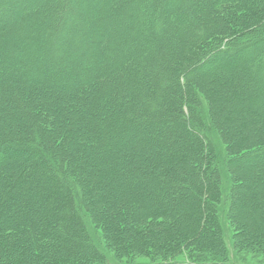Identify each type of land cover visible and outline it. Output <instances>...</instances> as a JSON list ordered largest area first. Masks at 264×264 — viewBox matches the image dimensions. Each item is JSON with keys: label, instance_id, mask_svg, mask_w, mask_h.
I'll return each instance as SVG.
<instances>
[{"label": "rangeland", "instance_id": "374dc122", "mask_svg": "<svg viewBox=\"0 0 264 264\" xmlns=\"http://www.w3.org/2000/svg\"><path fill=\"white\" fill-rule=\"evenodd\" d=\"M61 1L49 0L48 8H46L47 16H43V13L29 15L25 19L20 18L10 27H0V140H8L16 146L31 149V152L26 154L28 156L21 162H9L5 165L4 173L0 175V186L2 190L7 189L9 185L13 187V182L8 184L10 175L15 178L18 173L24 174L26 171L28 174L29 166L40 163L39 156L36 157L37 152L46 155L57 168L54 173L51 172L53 178L51 181L62 176L61 186L69 188L66 195L72 200V204H70V210L67 211L65 209L67 197L62 196L57 200L56 196L58 195L54 194L52 182L48 186L46 185L50 189L42 188L40 183L44 185L42 180L49 174L47 175L43 168L37 167L39 169L35 171L30 182L33 194L30 193V186L25 183V185L18 184L16 191L12 192L32 205L29 216L26 219L20 218L18 222L14 219L11 222L9 220L0 222V248L4 247L0 250V264H17L18 260L22 259L29 264H47L55 255L57 257L64 255L63 247L83 246L88 242L95 245L99 251L104 252L106 248L103 243H106L109 238L111 239L109 241L115 240L116 243L118 241L123 243V249L127 255L130 254L132 248H137V252L128 255L135 254L132 258L135 264H164L172 261L177 264L186 262L264 264V159L258 161V156L264 152V140L261 139L262 131H264L263 91H260L261 93L253 92L255 95L261 94V99L257 101L256 106H249L247 100H242L240 96L235 98L234 88L227 89L216 86L212 75L200 78L205 73L206 65L201 68L198 67L199 63L194 65L196 67L194 74L199 75L198 81L194 83L196 92L200 93H197V96L200 97L201 102L207 100L208 104H192V107L195 109L198 107L199 111L203 112L199 119L201 123L192 120V125L193 128L197 127L201 132L207 134L213 140H209L210 144H215L218 150L225 146L229 159L223 158L221 154L218 164L214 155L204 163V158H202L204 156L200 157L196 153L193 158V167L190 166L191 162L187 165L182 161H175L178 154H186L184 146L189 145L190 142L180 144L178 137L172 132V127L181 123L180 106L175 104L169 106L166 103L170 97L176 96L175 84L169 80V73L166 69L172 62L174 63L176 58H180L188 51L186 47L188 44H193L196 41L191 38L193 33L196 36L199 34L198 31L207 30L210 34L218 35L208 41L205 46L200 45L201 51L204 50V57H209L211 53V51H205L207 47L209 50L214 49L236 40L239 35L241 36L239 40L234 41L237 47L242 46L241 43L246 44L245 41L253 37L256 43L259 42L254 46L255 49L260 47L264 49V17L259 16L264 9V4H259L261 0H247L243 5L236 7L237 16L243 10L246 11L243 12L245 20L252 25L248 29L254 31L244 37L241 33L247 34L248 29L246 30L245 27L248 26L236 27L232 21L230 24L223 18L226 14L233 17L234 14H230V9L235 6L234 4H237L233 2L234 0H179V2L178 0L175 2L162 0L159 11L162 12L165 8L170 9L169 7L173 8L171 3H174L176 7L171 11L172 17L178 16L185 23L175 24L170 21L171 18L168 20L158 16L157 30L159 28L160 31H158L163 32L164 36L166 35L163 41L165 44L155 43L152 51L159 52L157 59L151 60L152 62L144 59L134 65L133 69L135 68L136 72L146 73L145 83L142 82L139 87L138 80L130 84L126 83L125 77L128 75L127 72L130 74V71H118L119 67H114L115 64L113 69L110 68L107 60L108 55L109 60L116 61L113 63L119 64L121 60L119 61L117 55H115L117 60L115 57L111 58L112 52L109 50L99 51V59L102 61L99 66L103 69L102 67L106 63L107 81L103 78V72L97 67L86 78L87 80L91 79V84L86 87L80 86L79 80H82L80 75H82V70H85L82 65L85 63L83 59L80 62L82 66L79 65L72 71L70 69L72 74H69L68 77L64 76L62 72L67 71L66 68H68L67 57L71 54H78L87 47L75 43V37L79 32L77 30L78 19L72 23V33L63 36V26L70 23V18L65 10L62 13V9L57 17L59 10L55 11V9H58ZM71 2L73 9L78 13L75 14L76 18L82 16L86 6L85 0H71ZM152 9L150 7L149 12ZM249 11L251 14L248 13ZM248 14H250V18L247 17ZM56 18L57 22H55ZM245 20L242 23H246ZM44 25L49 28V31L45 29L48 37H41ZM75 25H77L76 29ZM134 26L133 22L132 27ZM102 35L101 32H98L95 38L96 46L106 42ZM130 36L131 34H128L127 38ZM111 40L117 42V39ZM13 42L14 46H11L10 43ZM114 42L110 44L112 48L115 46ZM137 43L140 47L142 46L141 40ZM244 55L243 53L239 55V59L244 60V67H241V70L244 68V70L253 73L258 71L259 67L261 69L260 56L256 55L255 51H250V54L245 57ZM220 60L217 62V59L211 68L218 70L219 66L216 64L220 63ZM201 72H203L202 75ZM132 76L131 73L130 77ZM132 78L134 80V77ZM114 88L117 89L116 94L124 99L123 106L132 104L128 100L133 91L140 94L132 101L134 106L141 104L144 111L141 115H134L133 122L129 123L133 127L130 129L134 131L133 136L126 132L128 130L122 129L119 133L112 132L111 135L106 136L102 143L96 140L97 135L87 129V125H92L99 132H105V129L100 130L99 128H102L103 124L117 120L115 115L113 120L108 117L103 122L101 120L103 116L99 113V109L101 112L106 110L103 104L111 102L113 96L110 95ZM173 92L174 94H172ZM251 92H248V96ZM107 96L109 98H105ZM243 96H247V93ZM102 97L103 100H101ZM213 98H215V102L212 101ZM121 106L113 102L110 109L120 116L122 114ZM157 108L158 111H156ZM163 110H170V112L164 114ZM250 111L253 115L250 114ZM105 112L108 114L107 111ZM161 121L165 122L161 125ZM137 123L140 128L135 127ZM205 125H208L207 129L203 128ZM140 131L144 133L143 142L140 141L136 145V141L141 139ZM123 132H126L124 135L133 140L132 153L128 150L126 153L122 150L115 151L111 147L113 144L123 141ZM260 139L263 142H258ZM243 140L248 144L238 146L236 149L232 148L235 142L240 144V141ZM101 147L106 149L105 156L115 152L111 158L113 167L119 170V173L122 172L120 177L122 184H120L123 189H120L116 195L110 188V182H99L103 175L101 171L109 169L105 162L111 161L110 158H108L109 161H103L100 158ZM139 147L141 148L139 149ZM2 151L4 150L0 146V153ZM127 154L130 155L129 159L126 157ZM164 155L169 156L168 162L161 160L164 159ZM78 156H81V160L75 162L73 157ZM215 161L217 165L213 164ZM197 164L211 165L210 167L213 169L212 178H208L206 173L207 180L210 181L208 180L206 186H203V191H209V188L216 187L218 197L212 199V204L216 208L219 207L218 209L220 207L223 209L221 214L225 217V223L222 225L223 227L218 225L217 228L200 226L198 228L200 235L187 241L183 240L184 237H177V241H171H175L174 244L171 243V246L173 249L180 248L181 252L166 256L165 249H163L166 238H162L161 233L158 232L160 229L156 227L162 223L158 218H154L153 210H150L148 206L146 208L144 206L143 209L142 204L146 205L151 201V206L157 203L160 206L161 204L169 205V212L175 209L171 214L168 212L171 215L169 219L179 220L182 224L186 222L190 226L195 213L189 208L193 195L198 192V185H200V181L193 172V168ZM199 173H201L200 169ZM152 174L153 176H151ZM226 179L230 181L229 187L223 185L227 183ZM223 186H225L224 191L222 190ZM26 187L29 189L28 194L25 192ZM124 189L128 191L126 192L128 195L121 193ZM40 191H42L41 198L36 200ZM129 192H132V195ZM137 192L141 194L144 203L141 202L139 195L134 196ZM149 197L151 199H148ZM41 202H43V207L40 209ZM0 210L2 209L0 208ZM123 212H126L125 219H121L118 214L122 213L123 215ZM46 213L50 217L49 219L46 217L45 221L57 234V239L42 241L41 243L48 245L42 246L36 239L37 230L31 225H33V221L36 222V219L44 217L43 215ZM88 213L97 217L99 222L101 221L95 225L96 233L93 234L91 241L87 240L89 236H86L79 228L69 226L71 221L75 222L76 217L87 216ZM207 213H209L208 209ZM115 219L117 227L116 224L109 225ZM30 220H32V224H30ZM37 223L41 225V220ZM22 224H30L29 228L25 226L27 228L25 234L18 232V230L24 229ZM122 224L125 229L121 232ZM147 225H151L149 229L153 230H149ZM137 226L141 229H148V232L153 236L161 235V239L158 237L157 240L151 241L149 238H143L138 242L133 241L130 230L132 231ZM27 240H30L29 243ZM29 246H33L32 251H27ZM89 251V248H85L84 251L79 250V252L74 249V254L77 256L75 260H71L80 264L101 263L97 254ZM108 251L115 253L110 248ZM193 256L198 257L192 258ZM216 257H219L218 260H215ZM117 262L127 263L128 260L125 256V258L117 259Z\"/></svg>", "mask_w": 264, "mask_h": 264}, {"label": "trees", "instance_id": "16d2710c", "mask_svg": "<svg viewBox=\"0 0 264 264\" xmlns=\"http://www.w3.org/2000/svg\"><path fill=\"white\" fill-rule=\"evenodd\" d=\"M175 1L176 0H172V2H175ZM245 1L247 2V0H234L233 2L237 4H234L235 8L233 6L231 7L230 9L231 12L229 11L230 14L231 13L234 14L233 17L232 15H230L229 17L226 14L223 16V18L226 19V21H229L230 24L233 22L232 24L234 26L236 25V27L241 26V28H243L242 26H248V27H245V29L247 30L248 28H251L252 25H250L245 20L244 13H243L245 10H243V12H241L239 16H237V11H235L236 7L243 5ZM85 2H86V6H85L84 14H82V16L78 18H76V15L78 13L76 10L73 9L71 0H62L59 3L60 5L58 9H55V11L59 10L57 13L58 15L56 14L57 17H59L61 13L60 9H62V13L65 10V12L69 15V18H70L69 19L70 23L68 25L63 26V36L69 35L72 33V30H73L72 23L74 22L75 19H78L79 21L78 28H77V25L74 26L75 29L77 28V30H79V32H77V36L75 37V43L76 45L81 46L83 44L87 47V49H84V51H80L78 54H71V56L67 57L68 68H66L67 71L65 70L62 73L64 74L65 77L70 76L69 74H72L70 72V69L71 71L73 69L75 70L77 66L81 65L80 62H81V59H83L85 63L82 65L85 68V70H82V75H80L82 76L81 77L82 80H79L80 86L86 87L91 84L90 82L91 79L87 80L86 78L97 67L100 71L103 72V78H105L106 80V78H108V76L106 75L107 66H106V63H104L105 66L102 67L103 69H101V67L99 66L100 62L102 63V61L99 59L100 58L99 51L102 50L104 52L106 50H109L112 52L111 58L117 55V57L119 58V61L121 60L119 64L113 63L116 61H114V59L109 60V55H108L107 60L109 61L110 68L113 69L112 67L115 64L114 67L116 68L119 67L118 71H121V72L127 71V70L130 71V74L129 72H127L128 75L125 77L126 83L128 82L130 84V83H133V81L138 80V84L137 82L136 84L139 87L141 83L146 80V73L136 72L135 68L133 69V67L136 63H139V61L141 60L146 59L152 62L151 60L157 59V57L159 56V52L157 53V52L152 51L154 49V45L156 42L165 44L163 41H164V37H166V35L164 36L163 32H159L160 31L159 28H158L159 31L157 30V27H158L157 18L160 15L161 18L163 19L169 20L171 18L170 21L174 22L175 24L182 23L183 20L182 19L180 20L178 16L172 17L171 11L176 6L174 5V3H171L173 8L172 7H169L170 9L165 8L161 12L159 11L160 10L159 8H160V4L162 0H85ZM48 3H49V0H0V27L2 26L10 27L13 24H15L17 20H19L20 18L25 19L29 17V15H34V14L37 15L38 13H43L42 14L43 16H47L46 8H48ZM262 3L264 4V0H261V3L259 4H262ZM178 4L179 3H177V5ZM150 7L153 9L150 10L149 12ZM251 11H249L248 13L251 14ZM250 14H248L247 17L250 18ZM260 15L264 17V9L262 10V13L260 12L259 16ZM244 20L246 23H242ZM57 21L58 19L56 18L55 22ZM133 22L135 24L134 27H132ZM45 29L46 30L48 29L49 31L48 26L46 27L44 25V27L42 28L43 34L41 35V37L49 36L48 33L45 32L46 31ZM250 30L249 29L247 30V34L245 32H242L241 34L243 35V37L248 36L250 35V33L254 32L253 30L252 31ZM98 32H101V34L104 35L105 40H106V42H102L100 46H96V43H95V38ZM198 32H199L198 35L195 36L193 33L191 37L193 40H196V41H194L193 44H188V46H186L188 48V51L185 54H183V56H181L180 58H176L174 63L172 62L170 65H168L166 69L167 73H169V77H170L169 80L173 81L175 84L174 91L176 93V96L173 95L172 98L170 97L166 103H168L169 106H172L174 104L176 106H180V113H181V123L180 125H176L172 127V130H173L172 132L175 134L176 137H178V140L181 142L180 144H182L183 142H188V143L190 142L189 144L190 146L189 145L184 146V148L186 147L185 149L186 154L185 155L178 154V156L176 155L177 157L175 161H178V162L182 161L183 163L187 165L191 162V165H190L191 167H193V163H194L193 158L195 156V153L197 155H200V157L204 156L202 157L204 158V163L206 160L207 161L210 160L213 157V155L217 159V164L219 162V157L221 154L223 158H226V157L228 158L227 151L224 148L225 146L221 147V149L219 148L218 150L215 144L213 143L210 144L209 140L211 141L212 139H210V137L207 134H205L204 132H201L199 129H197V127L193 128L192 120H195V122L198 121L199 123H201L199 119H200V114L203 112L199 111L198 107L196 109L192 107V104H198V103H202V105L208 104L207 100L206 101L202 100L201 102V99H199L200 97L197 96V93L198 94L200 93L196 92L195 90L194 83L195 81H198V78H199V75L194 74L195 69H196L195 64L199 63L200 64L198 66L199 68L206 65L204 69L205 73L203 74V72H201V75L203 74V76L200 78H203L209 74L212 75V79L215 82L214 84H216V86H219L220 88H227V89L231 87L234 88L235 98L240 96L242 100H247L249 102V106L251 105L256 106L257 101L261 99V94L258 95L257 93L255 95L253 94V92L263 91L264 93V49H261V47L255 49L254 47L259 42L256 43V41H254V38L252 37V39L245 41L246 44L241 43L242 46L237 47L236 42L234 41L239 40V38L241 37L239 35L238 38H236V40L225 43L214 49L209 50V48L207 47L205 51L206 50L211 51V53L209 57H204L203 55L204 50L201 51L200 45L205 46L208 43V41L213 40L218 35L215 36L213 34H210L207 32V30L198 31ZM128 34H131L129 38H127ZM111 39H117V42H114L115 40L113 41ZM139 40H141L142 42L141 47L137 43ZM113 42L115 46H113L112 48L110 44ZM10 44L11 46L12 45L14 46V42ZM250 51H255L256 55L260 56L259 59L261 61V69L259 67V70L256 72L254 71L253 73L248 72V70H244V68H242V70L240 69L241 67H244V63H243L244 60L243 59L240 60L239 55H242V53L244 55L245 53L244 55L245 57L250 54ZM220 58H222V60H220ZM217 59H218L217 62H219L220 60V63L216 64L217 66H219L218 67L219 71L216 70L215 68H211V66L213 65V63H215ZM131 73L133 74L132 77H134V80H132L133 78L130 77ZM223 73H224V76H222ZM156 79L158 80V78ZM113 90H114L113 93H111L110 95V96H113V98L110 100L111 102H109L108 104H103V106L105 105L104 106L106 108L105 111H107L108 114L103 110L101 112V109H99V113L101 114V116H103L101 119L103 120V122L104 120H107L108 117L109 118L111 117L113 120L115 118V115H116L117 120H113L108 124L107 123L103 124L102 125L103 129L101 127L99 128L100 130L105 129L104 130L105 132H102V131L99 132L97 129H94L92 125H87L88 127L87 129H89L92 133H95V135H97L96 140L101 141L102 143H103L102 140L105 139L106 136L111 135L112 132L119 133L122 129L128 130L126 132H129L128 134L133 136L134 131L130 130L133 127L130 126L129 123L130 121L133 122L132 117L134 115L136 114L141 115V113L144 111L141 104L139 106H134L135 104L132 101L133 98H136V96H139L140 94H137L133 91L132 95L130 96L128 100L132 104L130 106L128 105L123 106V103L125 102L124 99L121 96L119 97V95L116 94L117 92L116 88H114ZM249 91H252V92L248 96ZM246 93H247V96L242 97V95ZM172 94H174V92ZM105 98H109V97L107 96ZM214 99L215 98L212 99L213 102H215ZM101 100H103V97ZM113 102L116 104L118 103L119 105H122L121 106L122 114H120V116H118L117 112H113L110 109ZM125 107L126 109H128L127 111ZM160 107L162 108L163 106H160ZM156 111H158V108ZM166 111L167 110H163L164 114L170 112V110H168L167 112ZM251 112L252 111H250V114L253 115ZM164 122L165 121H161V125ZM135 127L140 128V125H138L137 123L135 124ZM203 128L207 129L208 125L203 126ZM126 132L122 133L123 141L121 143H115V145L113 144V146H111L113 147V149H115V151L122 150L125 153L128 151L132 153L133 140L128 138V136L124 135L126 134ZM139 133L142 139L144 137L143 135L144 133L142 131H140ZM262 133H263L262 137L261 136L260 137L262 140H264V131H262ZM141 139L139 141H136V145H138L140 141L143 142V139L142 140ZM261 139L258 142L262 141ZM247 141L245 140L240 141V144L233 141L235 143L234 145H232V148L236 149L238 148V146L248 144ZM0 146L4 150L2 151V153H0V175L4 173L5 165H7V163L9 162L18 163L19 161L21 162L23 158L28 156L26 154H29V152H31L30 148L16 146L15 144H12V142L8 140L7 141L0 140ZM192 146L194 147L193 149L190 148ZM210 147L212 148V150ZM140 148L141 147H139V149ZM100 151H101L99 152L100 158L103 161L108 160V158L111 159L115 154V152H113V154L109 153L108 156L107 155L105 156L106 149L102 147ZM37 155L39 156L38 159H40L41 161L40 163H34L33 165H31V167L29 166V169H28L29 175L27 174L26 171L24 172V174L18 173V175L15 176V178H13L14 177L13 175L12 176L10 175L8 184H10V182H13V187H10L9 185L7 189L2 190L0 186V190H1L0 199H2V202H0L1 204L0 208L2 209L0 210V222L1 223H3V221H6V220H9L11 222L12 219L18 222L20 218L26 219V217L29 216L30 208L32 207V205L29 202L26 203V201L23 200V198H20L21 196L13 194L14 193L13 191H16V186L18 184L20 185L28 184L30 186V193L33 194V190L31 191L30 182H31V179L34 177L35 171L39 168H43L47 172V175L49 174V176H46V177L44 176V180H42L45 186L42 183H40L42 188L50 189V187H47V186L48 184L52 182V185L54 186V190H55L54 194L58 195L56 196L57 197L56 199L58 200V198L62 196L64 198L67 197L66 194L69 192V188L68 187L65 188L61 186L62 176L56 178L54 181H51L53 179L51 174L54 173L57 168L49 161L46 155H41L36 152V157ZM126 157L127 159H129L130 155L127 154ZM79 159L81 160V156L73 157V160L75 162L79 161ZM261 159H264V152L260 153V155L258 156V161H260ZM161 160H166L168 162L169 156L168 157L165 156L164 159H161ZM105 163H106V167H108L109 169L108 171H104V172L101 171L103 175L101 176V180L99 182L100 183L101 182L103 183V181H106L107 183L110 182L109 184L110 188L114 190V195H116V193H118L120 189H123L121 185L122 180H120V177L122 176V172L119 173V170H116L113 167L112 159L110 162H105ZM213 164L217 165L216 161ZM200 166H201L200 164H197V166L193 168L194 175L200 181V185H198L199 186L198 192L195 195H193L192 204L189 208L190 211H193L195 213L193 216V219H191L190 226L186 222L182 224L179 220H174V221L170 220L169 219L171 218L170 214L173 213L175 209H172L170 210L171 212H169V205L161 204L160 206V204L158 205L157 203L151 206L150 205L151 201L147 203L146 205L142 204L143 209H144V206L145 208L146 206H148L150 210H153L152 213L155 215L154 218H158L159 221L162 223L160 225L158 224L156 227L160 229V230L159 229L157 230H159L158 232L161 233L162 238H166V243H164V248H163L165 249L166 256H171L175 252H179V253L181 252L180 248L178 249V247H176L173 249L171 246V243L174 244V242L177 241L176 239L177 237L179 238L184 237L183 240L187 241L188 239H191V238L193 239L194 237L200 235L199 230H198L200 226H214V228L215 227L217 228L218 225L223 227L222 225H224L225 223L224 222L225 217L222 216L221 214L223 212L222 211L223 209L221 207L220 209H218L219 207L216 208L212 204L213 202L212 199L213 198L216 199L215 197H218V194L216 193L217 190L215 189L216 187H213V189L209 188L208 189L209 191H205V192L203 191V186H206L209 180V179L207 180L206 173L208 174V178H212L213 169H211L210 167L211 165L207 166V164H204L201 167ZM199 169L201 173H199ZM151 176H153V174ZM226 181L228 184L224 183L223 185H227L229 187L230 181L227 179L225 180V182ZM228 187L226 188L228 189ZM224 188L225 186H223V189H222L223 191H224ZM25 192L27 194L29 193V189L27 187L25 188ZM126 192L128 191L124 189L121 193L128 195ZM129 193L132 195V192H129ZM41 194H42V191H40L39 195L35 199L36 200L40 199ZM138 195H139V198L141 199V202L144 203L143 202L144 199L142 198L139 192H137V194H134V196H138ZM206 196L207 198H205ZM66 199H67V202L66 201L65 202L67 206L65 204H63V206H66L65 209L68 211L70 210V204H72V200H70V198L68 197ZM148 199H151V197H149ZM42 203L43 202H41L39 205L40 209L43 207ZM207 209L209 213H207ZM168 212L170 214H168ZM118 214L121 219L126 218V212L123 215L122 213H118ZM43 216L44 217L42 218L40 217L36 219V222L33 221V225L31 226H33L37 230L36 239H37V242H39L38 244L42 246H48L47 243H41V242L42 241L44 242L46 240L54 241L57 239L56 237L57 234L54 233V230L52 229V227L50 228V226L47 224V221H45L46 217H48L49 219L50 215L46 213ZM83 216L76 217L75 222L71 221L69 226H72L73 228H79L82 232L86 234V236H89L87 240L91 241L92 236H94L96 233L95 225L100 223L101 221L99 222L97 220L98 219L97 217L95 216L93 217V215L91 214L89 215V213L87 216H84V217ZM39 220H41V225H39L40 223H37ZM29 222L30 224H32V220H30ZM45 222H46V225H45ZM30 224L29 225L22 224V227L24 229L18 230V232H24L25 234ZM114 224H116L115 226L117 227L116 219L114 221L112 220V222L109 223V225H112V226ZM150 226L151 225H147V228L148 229L151 228ZM124 229H125L124 225L122 224L121 232L124 231ZM148 229H141L140 227L137 226L132 231L130 230V233H132L131 238H133V241L135 242L141 241L143 238H146V239L149 238L151 239V241H155L157 240L158 237L161 236V235L153 236V234L148 232ZM149 230H153V229H149ZM210 235H211V232H210ZM98 237H99V234H98ZM109 240L111 239L109 238ZM109 240L106 243H103L104 247L106 248L104 252L99 251L95 245H92L91 242H88L87 245H85L84 243L83 246L81 245L73 246L72 244H70L73 246L72 248H70V246H65L62 248L64 252L63 256L57 257L55 255L52 258L51 262H48L47 264H80V263H74L73 261L75 260L77 256V254L76 255L74 254V249H77L79 252V250L84 251L85 248L86 249L89 248L90 251H92L93 253L95 252L97 254V257L100 258L99 260L101 261V263H97V264H111V263L113 264H135L134 263L135 261H133L132 259L135 254L133 256H128V255H132V253L137 252V248L136 249L132 248V251L130 252V254L128 253L127 255V252L125 251V249H123V245H122L123 243H121L120 241L116 243L115 240L113 241H109ZM172 240H175V241L171 242ZM29 241L30 240H27L28 243ZM209 241H210V238H209ZM3 248L4 247L0 248V250H2ZM109 248L112 249V251L115 253L114 254L109 253L108 251ZM32 249H33V246H29L27 251H32ZM40 249L42 250L41 247ZM120 255L121 257H119ZM125 256L127 257V260H128L127 263L117 262V259H122L123 257L125 258ZM195 257H198V256H193L192 258H195ZM218 258L216 257L215 260H218ZM22 260H18L19 262L17 264H29ZM164 264H177V263H173L172 261V262H165ZM184 264H200V263H197V262L187 263L186 262ZM212 264H216V262Z\"/></svg>", "mask_w": 264, "mask_h": 264}]
</instances>
